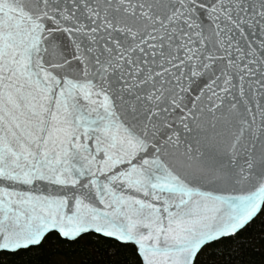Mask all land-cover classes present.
Here are the masks:
<instances>
[{"label":"snow or ice","instance_id":"6c2138e0","mask_svg":"<svg viewBox=\"0 0 264 264\" xmlns=\"http://www.w3.org/2000/svg\"><path fill=\"white\" fill-rule=\"evenodd\" d=\"M0 264H264V0H0Z\"/></svg>","mask_w":264,"mask_h":264},{"label":"trees","instance_id":"16d2710c","mask_svg":"<svg viewBox=\"0 0 264 264\" xmlns=\"http://www.w3.org/2000/svg\"><path fill=\"white\" fill-rule=\"evenodd\" d=\"M69 251H71V250H69Z\"/></svg>","mask_w":264,"mask_h":264}]
</instances>
